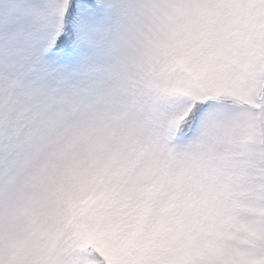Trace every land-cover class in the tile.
<instances>
[{"label":"snow or ice","instance_id":"1","mask_svg":"<svg viewBox=\"0 0 264 264\" xmlns=\"http://www.w3.org/2000/svg\"><path fill=\"white\" fill-rule=\"evenodd\" d=\"M0 264H264V0H0Z\"/></svg>","mask_w":264,"mask_h":264}]
</instances>
